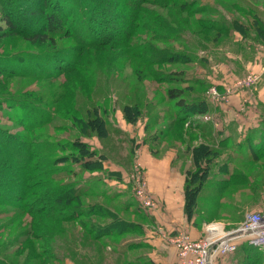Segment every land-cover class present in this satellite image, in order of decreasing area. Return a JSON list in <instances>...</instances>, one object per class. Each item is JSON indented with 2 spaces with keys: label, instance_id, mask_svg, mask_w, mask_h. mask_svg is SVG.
<instances>
[{
  "label": "trees",
  "instance_id": "16d2710c",
  "mask_svg": "<svg viewBox=\"0 0 264 264\" xmlns=\"http://www.w3.org/2000/svg\"><path fill=\"white\" fill-rule=\"evenodd\" d=\"M74 1L81 6L82 0ZM115 1L83 0L88 3L84 6L89 8L81 17L82 23L75 28L71 0H0L1 50L5 41L12 37L20 38L30 47L52 49L47 54L4 53L0 50V224L5 223L0 229L5 230L14 223L24 228L26 217L33 216L37 219L32 220L33 229L42 234L48 226L43 219L49 217V222L58 224L59 230H56L62 235L66 229L60 223H76L85 241L80 248L82 253L73 254L79 241L72 239L68 243L74 248L71 249L72 255L81 256L86 264H101L107 247L121 256L122 264H153L142 253V249L148 247L141 239L144 226L150 223L148 214H144L132 199L118 201L122 193L108 191L105 178L119 181L120 173H110L105 168V163L112 159L102 145L99 144L101 150H97L85 140L94 134L100 142L106 139L110 142L112 137L109 136L121 134V130L114 128L107 117L109 111L103 100L91 101L93 70L90 63H83V57L95 61L97 55L109 57L110 52L118 50L117 54L122 53V60H126L137 76L148 75L157 83L185 84L183 87H167L163 91L175 112L160 135L173 133L175 140L186 144L184 154H190L191 166L186 170L184 182V213L191 218L198 210L204 214L205 209L208 211L212 207H201L210 201H201L200 193H207L204 197L209 199L210 193L220 198L219 195L240 190L238 188L246 175L238 176V179L242 178L239 183L234 180L238 175L234 170L236 162L248 165L246 170L249 173L250 164L262 163L264 107L260 126H250L237 134L233 128L219 132L211 124H194V117L209 114L214 109L202 97L205 82L194 75L187 78L183 70L166 71L161 67L204 60L194 51L183 53L173 47L172 50L161 49L158 45H183L193 49L195 45L188 37L191 32L199 40L210 43L228 37L234 31L245 39L252 33L264 40V26L247 8L250 14L242 13L249 18L245 23L233 18L227 24L211 17H197L209 10L208 3L198 0H119L118 5ZM143 4L158 7L168 17L176 16V19L161 18L158 26L160 16L150 13V18L147 17L148 10ZM229 5L240 12L236 1H230ZM117 6L118 11L115 10ZM96 10L99 15L93 16L92 12ZM68 20L72 22L65 25ZM57 40L65 41V44L70 42L73 47L69 44L59 46ZM39 57H51L54 61L58 57L61 61L58 67L54 66L57 63L44 66L42 61H29ZM115 61L119 62L118 59ZM54 70L58 72L54 73ZM62 77L65 83L57 84L55 81ZM15 78L36 82L40 85L39 92H13L8 82ZM137 80L139 82L141 78ZM80 95L87 104H79ZM133 95L132 103L121 107L122 117L129 124L137 122L143 113L149 116L155 105L150 100L147 104V97L140 95L137 100V95ZM5 109L17 113H4ZM153 118L157 122V118ZM3 119L10 125H3ZM186 123L189 128L185 127ZM51 125L58 135L45 131ZM190 130H196L199 135L190 133ZM205 133L210 135L209 142L203 141ZM196 139L201 142L192 145ZM81 171L91 177L78 178ZM213 175L223 178L216 184L208 182L214 179ZM256 182L254 186L246 187L255 191ZM85 198L92 200L86 204ZM210 200L215 202L212 198ZM121 212L133 216V219L123 218ZM84 253L96 256V262L88 260ZM233 254L237 264H263L264 261L260 250L245 243L239 244Z\"/></svg>",
  "mask_w": 264,
  "mask_h": 264
},
{
  "label": "rangeland",
  "instance_id": "374dc122",
  "mask_svg": "<svg viewBox=\"0 0 264 264\" xmlns=\"http://www.w3.org/2000/svg\"><path fill=\"white\" fill-rule=\"evenodd\" d=\"M71 1L73 3L72 7L74 8L73 15L76 17L75 19L77 24H74V27L76 28V26L82 23L81 17L84 16L89 7L84 6L88 3L85 4L84 2H82L83 0L81 1V6L78 4L79 2L77 3L74 0ZM198 1L203 4L208 3L209 10H207V12L198 14L197 17H211L212 19L220 20L221 22L227 24L230 23L233 18H235L245 23V20H248L249 18H245L242 13H249L245 9L247 8L251 9V11L257 15L264 26V0ZM230 1H236L238 3L241 13L238 10L234 9V7L229 5ZM115 3L118 5L120 4V1L116 0ZM143 7L148 10L147 17L150 18V13H154L156 16H160V20L157 21L158 26L161 25V18L169 20L176 19V16H173L171 18L168 17V15L158 7H153L148 4H143ZM115 10L118 11V6L115 7ZM92 15L97 16L99 15V12L96 10L95 12H92ZM112 18L113 16L111 17V20ZM71 22L72 20H68V23L64 22V24L69 25V23ZM192 33L193 32L188 33V37L192 40L191 43L195 45L193 49L192 47L183 45H157L159 48L167 50H172L170 48L173 47L175 48V50L183 51V53L194 51L193 53H195L197 57L203 58L204 62L200 63L199 60H197V62L190 64H180V66H162L161 68L165 69L166 71L183 70L187 74V78H190L192 77V75H194V77L196 76L200 80L204 81L205 87L202 90V97L211 106H220L222 104H225L231 106V108L234 110L237 109V111H249L248 109L251 106H254V100H257V88L261 86V83L264 84V74L261 76L262 72L260 73L245 68L246 64H243L242 61H248L251 59V53L249 52V49L254 50V52L251 51L252 54L264 52V40H262V38H256L255 34L252 33H249V35L245 39L242 38L241 34L234 31L230 34V36L223 38L221 37L218 40L210 43V41L199 40ZM57 41V45L64 46L65 41ZM68 44L69 47H73V44H71L70 42L66 43L65 45ZM243 44H245L246 46ZM239 47L241 48L239 49ZM245 47L247 49H244ZM1 51L4 53L10 51V53L19 51L22 54L34 52L47 54L50 53L52 49H40L33 46L30 47L28 43H25V41L21 40L20 38L17 39L12 37L11 39L5 41V44H3V49ZM117 52L118 50H114L113 52L109 53V57L112 58V60H109L110 58L107 56L100 55L95 56V61L88 60L85 56L83 57V63H90L89 66L93 70V73H91L92 76L90 78L93 82L91 90V92H93V100L91 101L101 102V100H103L104 105L109 111V113H107V117H109L111 123L114 124V128L117 129H120L119 126L129 124L126 123V121L122 117L123 114L121 111V107L122 105H125L127 103H132V100L135 98L133 94L137 95V100L141 97L140 95H142L145 99L147 97V104L150 100L155 105L153 106V109L149 116L143 113L137 122L129 124L132 126H124L126 127V130L124 131L120 129L121 134H111L109 136L112 137V140L110 142L107 139L100 142V140L95 137L94 134L88 135L85 140L97 150H101V148L99 147L100 145H102L104 147L103 150L107 153V155L110 156V159H112L111 162L117 165V168L122 169L121 171L123 172V174H127L126 178L128 179V174L133 164L137 162L135 144L142 143L143 146L146 145L148 152L151 155H154L155 151L157 153V146L160 143L159 141H161L160 134L162 133V131H165L166 124L174 115L175 109L170 105L171 102H168L164 97L163 91H165L167 87H183L185 84L181 82L176 84L167 82L157 83L151 80L148 75L137 76L131 66L126 63V60H122V53H120L119 55L117 54ZM115 59H118L119 62L115 61ZM36 60L42 61L44 66H47L49 63H51V65H54L53 63H57V65L54 66L58 67L61 58L57 57L56 61H54L51 57H39L37 59L30 58L29 61L36 62ZM255 62H257V64L259 63L258 60L256 61V59H254L251 64L254 66ZM120 63H126V65L121 66ZM57 72L58 70H54V73ZM138 78H141L139 82L137 80ZM249 78H255V81L251 86L238 85V83H243ZM29 80L30 79L20 80L18 78L10 80L8 82L9 89H11L13 92H20L22 90H37L34 91L37 94L39 92L38 89L40 85L36 82H28ZM55 82L61 85L65 83L63 77L59 78L58 81ZM211 88H216L220 97L223 98H221L220 100H212V94L209 91ZM227 89H229V93L225 94V91ZM130 91L133 92L130 93ZM79 97V104L84 105L88 103L87 101H85V98L82 95H80ZM232 98L233 100L231 101ZM7 112L11 114L17 113V111L5 109L4 113ZM153 117L157 118V122L154 121L155 119ZM215 118L217 119L215 113H207L201 116L194 117L193 122L194 124L200 125H203V123L211 124L217 131V121ZM130 120H133L132 115H130ZM2 124L10 125V122L3 119ZM53 125L46 128L45 131L52 135H58L54 130H52ZM187 126H190L189 123L185 124V127ZM187 128L185 129L189 130ZM190 133L199 135L196 130H190ZM172 136L175 137L173 133ZM203 137V141L209 142L211 140L209 134L205 133ZM199 142H201L199 139L193 140L192 145H196ZM110 143H112V145ZM182 146L183 149H180V151L186 149L185 143H182ZM181 153L184 154V152ZM186 155L187 154H185L184 156ZM106 165L109 166L110 164L105 163V166ZM190 166L191 164L189 163V169ZM247 166L248 165L241 164L240 162H236L234 165V170L238 174L234 179H237V183H239L242 179L241 177L240 179H238V176L246 175L245 179H243L244 183H241V186L238 188L240 190L228 192L229 194L225 193L222 194V196L219 195L220 198H216L212 193H210L211 198L214 199L215 202H213V200L211 201V198L208 199L207 197L206 199L204 197L207 193L199 194V196H201V201L206 202L207 200H209L210 204L212 205V207L208 211L205 209L204 214H202L201 211L197 209L198 212L195 213V216L196 220L199 223H202L203 217H207L205 219L206 225L216 224L217 227L220 226L221 228H223V230L228 231L239 226L243 221L246 213H264V159L262 160V163H258L257 165L250 164V173L246 170ZM76 172H78V169H76ZM240 173H242V175H240ZM256 175H259V178H254L256 177ZM120 176H122V174ZM213 176L214 179H209L208 182L216 184L219 179L223 178V176L221 175ZM77 177L85 179L90 178L91 175L89 173L81 171L80 173H78ZM127 179L123 178L120 181V183L123 185L122 194L124 195V197H120L118 201L128 202L129 199H132L133 203H135L132 196V185L127 182ZM255 181H257V189H255V191H251L246 187L247 185L254 186ZM120 183L117 182L115 184ZM118 189L121 190V188H117L116 186H114L112 188H108V191H117ZM90 200L92 199L85 198L83 201L87 204L90 202ZM141 211L144 214L148 215H150L151 212H148L142 208ZM121 215L125 219H133V216L126 214L125 212H121ZM48 218L49 217L43 219L46 220L48 226L43 230L42 234L34 231L32 220L37 221V219L33 216H30V218L26 217L23 224L24 228H19L18 224L14 223L13 226L6 227L5 230L0 229V264H86L81 256H78L77 258V254L72 255L71 249L74 248L68 243V240L70 241L72 239L79 241L77 244V249L73 251V254L77 253V251L82 253V249L80 248H83L82 245L85 244V241L82 239V230L80 229V227L76 225V223H60L59 225H62L66 229L64 230V234L61 235L57 231L59 230L58 224L49 222ZM4 226L5 223L2 222L0 224V227ZM84 254L87 255L88 260L96 262V256H92L91 253ZM120 263L121 256H118L109 247H107L103 253L101 264Z\"/></svg>",
  "mask_w": 264,
  "mask_h": 264
},
{
  "label": "crops",
  "instance_id": "0c3cea01",
  "mask_svg": "<svg viewBox=\"0 0 264 264\" xmlns=\"http://www.w3.org/2000/svg\"><path fill=\"white\" fill-rule=\"evenodd\" d=\"M241 47H239V49ZM244 49L247 48L245 47ZM251 51L254 52V50L249 49L251 59L248 61L244 60L242 63L246 64L245 68L249 70L262 72V76L264 74V52L252 54ZM254 59H256V61L258 60L259 63L257 64V62H255L253 66L251 63ZM257 89V100H254V106H251L248 109L249 111H237V109L234 110L231 106L225 104L220 106L210 105V107L214 108L211 113H215L217 116V119H215L217 121L216 127L219 132L223 130L227 132L229 129L233 128L237 134V132L243 131L250 126H260L261 111L264 105V84L261 83V86ZM124 126L132 125L124 124ZM124 126H119V128L124 131L126 130ZM160 139L161 141H159L160 143L158 142L159 144L157 146V153L155 151L154 155L148 152L146 145L143 146L142 143L135 144L137 163L146 176L149 191L157 202V207L148 215L150 223L144 226V233L141 236L143 242L148 245L147 248L142 249V253L147 257V260L153 264H176L178 259L177 250L168 242V238L173 237L179 231L187 230L190 239L195 241L206 236L209 229L208 224L206 225L205 223L207 217H203L202 223H199L196 220V216L188 218L184 213V182L186 169L189 163L191 164V157L189 158L190 154L184 156L185 154L181 153L185 149L180 151V149H183L182 143L175 140L174 136L167 133L161 136ZM107 163L110 165H106L105 168L110 173L119 172L120 175L122 174L119 181L114 180V178H105L109 185L108 187L112 188L116 186L117 188H121V190L118 189L116 192L122 193L123 185L120 181L123 178L127 179V174L124 173V175L121 171L122 169L117 168V165L113 164L111 161L106 162V164ZM117 182L120 184H115ZM122 197H124V195ZM133 199L135 203L138 204L134 197ZM137 206L141 209L139 205ZM210 206H212L210 203H205L201 207L209 208ZM210 264L237 263L234 254H231L226 257H213Z\"/></svg>",
  "mask_w": 264,
  "mask_h": 264
},
{
  "label": "built area",
  "instance_id": "2783aa9c",
  "mask_svg": "<svg viewBox=\"0 0 264 264\" xmlns=\"http://www.w3.org/2000/svg\"><path fill=\"white\" fill-rule=\"evenodd\" d=\"M254 81L255 78H249L238 85L251 86ZM209 91L212 100L223 98L216 88ZM228 93L229 89L225 91V94ZM127 180L132 185V195L138 205L148 212L154 210L157 202L149 191L146 176L137 162L133 164ZM211 225H208L206 236L195 241L190 239L187 230L168 238V242L177 250L176 264H210L213 257L233 254L241 243L257 248L264 255V213L248 212L239 226L228 231L216 224Z\"/></svg>",
  "mask_w": 264,
  "mask_h": 264
},
{
  "label": "bare ground",
  "instance_id": "6f19581e",
  "mask_svg": "<svg viewBox=\"0 0 264 264\" xmlns=\"http://www.w3.org/2000/svg\"><path fill=\"white\" fill-rule=\"evenodd\" d=\"M212 226H214V225H212ZM212 226H211V227H212Z\"/></svg>",
  "mask_w": 264,
  "mask_h": 264
}]
</instances>
